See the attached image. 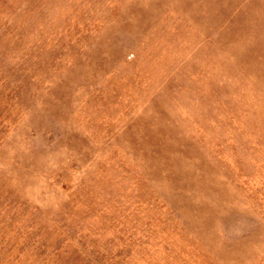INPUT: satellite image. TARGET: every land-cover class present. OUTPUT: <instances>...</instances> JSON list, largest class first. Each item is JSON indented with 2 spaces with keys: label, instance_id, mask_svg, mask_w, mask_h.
Masks as SVG:
<instances>
[{
  "label": "rangeland",
  "instance_id": "374dc122",
  "mask_svg": "<svg viewBox=\"0 0 264 264\" xmlns=\"http://www.w3.org/2000/svg\"><path fill=\"white\" fill-rule=\"evenodd\" d=\"M0 264H264V0H0Z\"/></svg>",
  "mask_w": 264,
  "mask_h": 264
}]
</instances>
